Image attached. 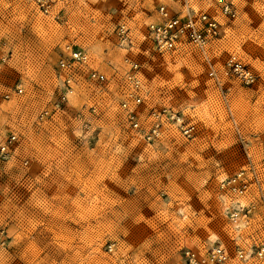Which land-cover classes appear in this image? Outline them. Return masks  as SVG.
Instances as JSON below:
<instances>
[{
    "label": "rangeland",
    "instance_id": "obj_1",
    "mask_svg": "<svg viewBox=\"0 0 264 264\" xmlns=\"http://www.w3.org/2000/svg\"><path fill=\"white\" fill-rule=\"evenodd\" d=\"M48 1L43 13L35 0H0V145L15 136L0 158V264H188V251L202 257L215 245L231 252L221 264H264L255 254L264 246V0H229L234 18L215 0ZM186 2L217 18L219 40L205 55L157 52L147 25L158 5ZM68 42L90 62L56 106ZM232 54L253 83L227 67ZM125 58L138 64L140 102L129 101L138 129L121 106ZM89 68L106 80L89 81ZM162 109L175 118L148 140ZM187 123L191 136L180 130ZM239 170L250 186L238 200L251 211L231 219L220 184Z\"/></svg>",
    "mask_w": 264,
    "mask_h": 264
},
{
    "label": "built area",
    "instance_id": "obj_2",
    "mask_svg": "<svg viewBox=\"0 0 264 264\" xmlns=\"http://www.w3.org/2000/svg\"><path fill=\"white\" fill-rule=\"evenodd\" d=\"M36 4L43 13H48L50 2L48 0H35ZM187 1V0H185ZM220 14L228 18L236 16V9L229 0H215ZM221 24L217 18L211 13L195 9L187 2L183 4L181 10H171L166 4L160 3L157 7V18L147 25V36L154 50L157 52H168L179 49L182 46H190L198 50L203 55L206 54L208 48L220 38ZM119 35L121 40L126 41V29L120 26ZM90 62V53L84 48L75 46L72 43H66L62 49V57L57 62L58 78L61 84V92L59 94L56 106L66 103L75 92L76 78L75 72L80 67H84ZM124 63L128 66L126 80L130 85L128 98L122 102L121 106L127 110V118L133 128L138 129L139 123L137 119V111L129 107V101L134 104L140 102V96L136 91L140 88V81L137 75V62L125 58ZM227 67L242 82L251 84L255 80V75L249 67L241 64L237 57L232 54L226 60ZM213 73V70H211ZM89 81L102 83L106 80V75L100 70L89 68L86 72ZM18 93L21 88L16 87ZM48 114L47 110L41 113V117ZM152 124L145 134L148 140L158 137L161 134L164 119L174 120L175 115L168 112L167 109L161 111H153L151 113ZM181 132L186 136H191L195 130L192 123L180 126ZM14 135L9 136L0 145V158L4 159L9 154V148L14 140ZM250 186L249 178L244 170H239L221 181L220 188L225 193L233 197L232 202L226 207L227 214L231 219L240 217L242 214H248L251 211L250 206L241 204L238 200L239 196L244 195ZM260 202L264 206V196H260ZM255 254L264 256V246L259 247ZM235 255L244 259L246 253L243 249L237 248ZM231 252L221 245H215L210 248L202 257H197L193 252H187L188 264H221L229 260Z\"/></svg>",
    "mask_w": 264,
    "mask_h": 264
}]
</instances>
